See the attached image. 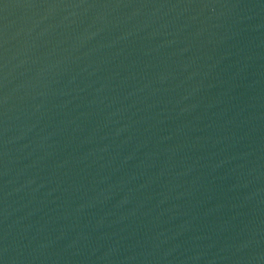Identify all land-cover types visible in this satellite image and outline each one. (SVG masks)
Wrapping results in <instances>:
<instances>
[{"label": "water", "instance_id": "95a60500", "mask_svg": "<svg viewBox=\"0 0 264 264\" xmlns=\"http://www.w3.org/2000/svg\"><path fill=\"white\" fill-rule=\"evenodd\" d=\"M0 264H264V0H0Z\"/></svg>", "mask_w": 264, "mask_h": 264}]
</instances>
